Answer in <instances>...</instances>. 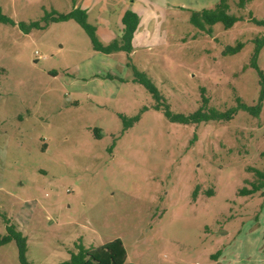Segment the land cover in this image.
Instances as JSON below:
<instances>
[{"label": "rangeland", "instance_id": "obj_1", "mask_svg": "<svg viewBox=\"0 0 264 264\" xmlns=\"http://www.w3.org/2000/svg\"><path fill=\"white\" fill-rule=\"evenodd\" d=\"M219 1L91 10L105 45L122 35L127 11L139 15L131 54L94 51L75 21L28 35L0 23V235L5 215L27 238L31 264H60L76 245L116 239L125 264H264V190L239 193L258 181L251 169L264 172L263 88L251 67L264 0L243 9L228 0L240 18L232 29L219 23L209 34L190 23ZM72 8V0H0L16 24ZM239 42V53L224 55ZM257 63L264 72V48ZM138 75L174 114H194L202 90L210 108L237 113L172 122ZM0 264H21L16 242L0 247Z\"/></svg>", "mask_w": 264, "mask_h": 264}, {"label": "trees", "instance_id": "obj_2", "mask_svg": "<svg viewBox=\"0 0 264 264\" xmlns=\"http://www.w3.org/2000/svg\"><path fill=\"white\" fill-rule=\"evenodd\" d=\"M248 0H240L239 8H245ZM68 21H75L80 25L90 38L94 51L111 55L119 52L131 54L133 51V40L136 32L140 26V17L133 11H127L123 17L124 29L122 35L113 40L109 44L102 43L97 35L96 26L89 23L88 14L82 9H73L67 14L52 11L46 13L39 21L30 23L16 24L12 19L6 17L0 9V23L11 26H18V28L26 35L34 30L44 29L51 23H63ZM240 21L236 15L230 13V4L228 0H220L219 3L212 9H203L200 11H193L190 18V23L200 31L212 34L213 27L216 24H223L225 29H232L237 22ZM264 26V21L257 22ZM256 49L253 55L251 67L256 69L263 88L262 100H264V72L257 63L258 56L264 48V35L257 39ZM244 47L242 42L237 43L234 47H227L224 55H235L239 53ZM137 81L144 85L153 97L159 102L158 110L164 109L166 117L176 123L180 124H200L209 123L216 120H231L237 113V110H230L227 112H219L214 108L209 107V98L206 97L205 90H202L201 107L192 115L185 116L174 114L169 110L168 105L161 102L162 96L157 87L145 75H138ZM262 105V104H261ZM165 106V107H164ZM240 108L247 111L253 116H257L260 108H250L245 105H240ZM208 111V112H207ZM138 118L132 121L136 122ZM256 177V182L251 183V188H243L239 191L242 196H254L264 190V172L258 169H251ZM197 197V193L195 195ZM4 222L7 225V234L0 235V247L6 246L12 242H16L19 250V261L21 264H31L27 258V238L19 231L18 226L13 224L11 220L3 216ZM77 252H70V259L60 264H125L126 250L123 242L116 239L110 243L99 247L86 248L84 245H76Z\"/></svg>", "mask_w": 264, "mask_h": 264}, {"label": "crops", "instance_id": "obj_3", "mask_svg": "<svg viewBox=\"0 0 264 264\" xmlns=\"http://www.w3.org/2000/svg\"><path fill=\"white\" fill-rule=\"evenodd\" d=\"M141 1L143 3L144 0H141ZM150 1H155L158 4V2H160L161 0H150ZM162 1H164L166 3V0H162ZM106 2H115L116 6H121V5L125 6L126 5V6H129V8H131V9H135V8L139 9L140 8L139 0H72V4H73L72 9L79 8V9L85 10L88 14V19H90L91 18V10H97L99 6H101L103 8L105 6ZM144 7L147 8V6H145V5H144ZM208 9H212V8H208ZM123 29H124V25H123ZM139 29L140 28H138V31H139ZM138 31L136 32V34L138 33Z\"/></svg>", "mask_w": 264, "mask_h": 264}]
</instances>
